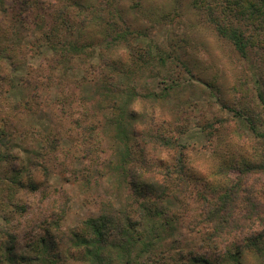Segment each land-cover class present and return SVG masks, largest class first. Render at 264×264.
<instances>
[{"label":"rangeland","instance_id":"374dc122","mask_svg":"<svg viewBox=\"0 0 264 264\" xmlns=\"http://www.w3.org/2000/svg\"><path fill=\"white\" fill-rule=\"evenodd\" d=\"M189 2L123 0L122 4L128 20L144 33L133 40L134 45L141 48L152 45L155 55L159 54L157 46L167 56H181L183 52L195 75L191 80L183 69L175 68L179 64H168L165 69H157L163 77L157 79L148 73L139 80L141 95L162 94L167 87L165 75L176 78L185 88L172 92L167 89L168 96L158 101L140 98L133 106L142 117L137 129L139 133L161 131L172 137L177 147L173 152L177 156L185 153L192 177L204 181L209 178L203 185L194 183L197 188L189 196L187 209L173 199L167 200L178 220L171 223L173 227H162L164 223H159L161 241L156 244L157 253L141 257V261L150 264H163L165 259L168 264H203L192 262L193 255L204 257L205 264H226L224 257L242 250L246 237L261 233L264 227L257 215L252 229L231 228V234L220 236L216 249L196 247L203 240V234L192 223L200 220L205 205L197 189L201 187L204 191L212 183L209 188L212 190L216 180L223 183L218 171L230 172L233 167L230 161L242 155L240 142L251 145L247 142H251L254 133L247 121L237 118L224 105L257 113L254 125L264 135V108L261 110L260 102L252 100L258 87L264 91L261 56L264 53L251 49L248 59H243L230 43L219 38L212 27L192 13ZM5 5L8 12L5 22L15 29L0 26V47L5 50H0V80L4 79L0 84V140L4 141L0 151L10 153L0 162V250L4 259L0 264H12L8 258L11 250L18 255L13 264H43V257L56 255V259L60 257L59 264H80L71 260L72 232L88 218L97 217L104 202L120 208L129 195L116 174V147L96 97L98 68L93 72L90 66L99 67V50L90 52L85 60H75L69 68L54 69L53 54L42 47L34 28L24 29L16 22L15 1L5 0ZM0 15L3 16L2 12ZM174 44H181L183 51L170 47ZM121 52L118 50L114 55ZM20 101H28L25 112L11 106ZM218 119L231 120L232 123H226L230 128L224 130L226 125H222L216 130L220 125H215ZM85 127L94 129L95 138L89 143L83 142V135L79 136L85 133ZM33 128L40 129L49 141H54L58 133L63 135L61 144L51 149L40 141V136L33 134ZM232 131L237 135L233 136L234 140L229 134ZM26 132L27 137L20 138ZM31 135L39 140L32 142ZM88 146L94 148L91 155L85 151ZM148 147L153 158L158 154L163 158L173 155L159 149L160 146ZM17 164H20L18 169L22 167L21 185L11 182L14 173L10 168ZM37 165H44L49 171L45 172L42 167L36 169ZM261 179L264 183V177ZM260 191L258 198L263 213L264 186ZM245 206L240 203L236 209L241 211ZM243 215L245 212L241 218ZM55 243L58 246L54 248ZM237 255L238 264H264L263 259L249 251L243 250Z\"/></svg>","mask_w":264,"mask_h":264},{"label":"trees","instance_id":"16d2710c","mask_svg":"<svg viewBox=\"0 0 264 264\" xmlns=\"http://www.w3.org/2000/svg\"><path fill=\"white\" fill-rule=\"evenodd\" d=\"M14 1L18 10L16 22L21 28L26 29L28 26L30 29L34 28L33 31L40 37L42 47L48 48L53 54L54 69L72 66L75 60L79 58L85 60L90 52L96 51V48L99 50L101 63L99 67L91 64L90 68L91 71L98 68L96 97L99 110L104 112L111 139L116 147L117 164L114 166L116 174L121 178L123 187L128 190L129 195L120 208L115 207L113 203L104 202L97 217L88 218L77 231L72 232L71 260L80 264H150L141 261V257L156 252V244L161 241L159 223H164L162 227H173L171 223L178 220L167 200L173 199L187 209L189 196L191 198L193 189L197 188L194 183L200 186L209 178H205L204 181L192 177L185 153L182 152L180 156L174 154L177 147L172 137L165 136L161 131L139 133L137 129V123L142 121V117L133 106L140 98L154 101L165 99L168 96L167 89L172 92L180 87L185 88V85L178 84V80L171 75H165L164 82L167 87L163 89L162 94L147 92L141 95L137 82L148 73L157 79L163 77L157 69H165L168 64H179L175 65V68L183 69L182 71L189 74L192 80L195 75L189 62L183 58V52L181 56L180 54L167 56L166 51L157 46L159 54L155 55L151 50L152 45L146 48L134 45L133 40L142 37L144 33L135 28L126 17L122 7L123 0ZM189 5L192 13L212 27L219 38L230 43L243 59H248L251 49L257 50L259 54L264 53V0H190ZM5 6V0H0V12L3 14L0 15V26L14 31L15 26H9L5 22L8 13L4 9ZM175 46L183 51L181 44L170 45ZM118 50L122 52L114 55ZM261 56L264 59V54ZM83 78L87 80L86 77ZM3 80H0V84ZM256 83L261 84L258 80ZM252 100L254 103L259 101V108L263 110L264 91L260 87L257 88ZM11 106L15 110L25 112L28 109H26L28 101H20ZM224 108L233 112L237 118L247 121L254 133L250 137L251 142H247L251 145L247 146L240 142L242 155L230 161V165H233L231 170L235 171L222 169L218 171L223 183L216 180L217 185H214L212 190H209L212 183L206 185L204 191L200 190L201 187L197 189L198 196L202 195L205 203L200 220L192 223L195 230L203 234V240L196 246L199 249L209 247L216 249L220 236L231 234V228L252 229L255 225L254 217L257 215L260 222H264V211L261 212L263 206L260 205L258 198L264 186L261 179L264 177V135L258 133L254 125L257 113L248 109L247 111L236 109L230 105H224ZM228 122L232 123L231 120L225 122L224 119H218L215 125H220L215 129L220 130V127ZM225 127L224 130L230 128L229 125ZM33 129V134L40 136V141L51 149L61 144L63 135L58 133L54 141H49V137L40 129ZM84 130L85 133L80 132L79 136L83 135V142L89 143V140L95 138L94 129L85 127ZM0 134L2 136V133ZM229 134L233 140V136H237L234 131ZM26 137L27 132L20 136ZM37 138L31 135L32 142L39 140ZM3 143L4 141L0 140V150ZM150 145L174 151L173 155L163 158L158 154L153 158L148 147ZM85 151L91 155L94 148L88 146ZM9 155L10 153L6 155L0 151V162L3 157L8 158ZM18 166L20 164L10 168L14 173L11 182L21 185L22 167L18 169ZM39 167L45 172L49 171L44 165H37L35 168ZM232 172L239 173L234 175ZM238 174H241V177H237ZM32 187L36 189L37 186L33 183ZM233 201L237 206L240 203L246 206L241 211L237 210ZM244 212L245 215L241 218ZM236 221L239 223H233ZM262 225L264 226V223ZM245 244L242 250L236 252L237 254L246 250L264 260V227L261 233L246 237ZM1 246L0 238V249ZM53 246L55 248L58 245L55 243ZM45 250L43 249V254ZM236 253L224 257L223 261L226 264H238ZM193 256L192 262L206 263L204 257ZM17 257L18 255L11 250L8 255L9 262L15 263ZM55 257L45 256L42 262L59 264L60 257L57 259ZM1 259L4 260L0 250V261ZM167 261L168 259H165L163 264H168Z\"/></svg>","mask_w":264,"mask_h":264}]
</instances>
